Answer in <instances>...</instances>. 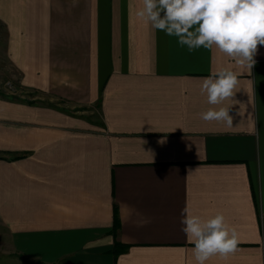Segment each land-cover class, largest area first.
I'll use <instances>...</instances> for the list:
<instances>
[{"label":"crops","instance_id":"0c3cea01","mask_svg":"<svg viewBox=\"0 0 264 264\" xmlns=\"http://www.w3.org/2000/svg\"><path fill=\"white\" fill-rule=\"evenodd\" d=\"M142 6L0 0V264H197L185 206L238 234L206 264H264V46L252 69L189 52ZM221 68L237 91L211 106Z\"/></svg>","mask_w":264,"mask_h":264},{"label":"clouds","instance_id":"9594fccd","mask_svg":"<svg viewBox=\"0 0 264 264\" xmlns=\"http://www.w3.org/2000/svg\"><path fill=\"white\" fill-rule=\"evenodd\" d=\"M136 16L153 29L178 38L188 51L217 49L237 65L252 69L258 45L264 46V0H142ZM238 74L221 68L202 78L201 95L211 106L232 100L238 86ZM230 107H210L200 114L204 121L224 122L232 126ZM160 143H164L163 140ZM181 224L197 264H206L213 256L227 259L237 251L238 234L222 213L204 219L185 206Z\"/></svg>","mask_w":264,"mask_h":264},{"label":"rangeland","instance_id":"374dc122","mask_svg":"<svg viewBox=\"0 0 264 264\" xmlns=\"http://www.w3.org/2000/svg\"><path fill=\"white\" fill-rule=\"evenodd\" d=\"M13 89V86L10 82H6L5 84L3 85H0V92H11Z\"/></svg>","mask_w":264,"mask_h":264},{"label":"trees","instance_id":"16d2710c","mask_svg":"<svg viewBox=\"0 0 264 264\" xmlns=\"http://www.w3.org/2000/svg\"><path fill=\"white\" fill-rule=\"evenodd\" d=\"M116 219H115V225H116ZM121 246L117 243V244H115V253H118V252H120V250H121V248H120Z\"/></svg>","mask_w":264,"mask_h":264}]
</instances>
